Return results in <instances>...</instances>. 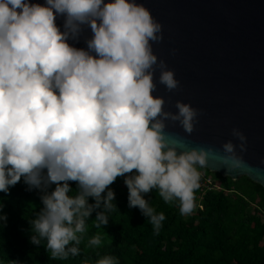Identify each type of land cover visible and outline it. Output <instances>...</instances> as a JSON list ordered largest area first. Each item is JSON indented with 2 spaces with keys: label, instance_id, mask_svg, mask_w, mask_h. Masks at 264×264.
<instances>
[{
  "label": "clouds",
  "instance_id": "obj_1",
  "mask_svg": "<svg viewBox=\"0 0 264 264\" xmlns=\"http://www.w3.org/2000/svg\"><path fill=\"white\" fill-rule=\"evenodd\" d=\"M88 30L86 48L69 43ZM162 39L161 23L137 0H0V193L21 179L41 193L29 242L43 244L51 260L81 254L93 213L96 228L107 226L118 210L110 187L117 178H124L128 207L159 235L165 215L145 195L156 190L188 216L197 207L199 169L210 159L226 172L248 167L237 153L247 150L238 128L231 135L239 144L230 140L222 150H189L166 131L167 121L178 122L191 135L203 112L180 101L175 113L166 111L154 95L158 84L169 93L180 86L153 52ZM101 244L99 233L88 240L90 248ZM95 264L119 261L105 255Z\"/></svg>",
  "mask_w": 264,
  "mask_h": 264
},
{
  "label": "water",
  "instance_id": "obj_2",
  "mask_svg": "<svg viewBox=\"0 0 264 264\" xmlns=\"http://www.w3.org/2000/svg\"><path fill=\"white\" fill-rule=\"evenodd\" d=\"M44 4V0H32ZM162 25L163 39L153 52L175 73L179 88L169 93L157 85L156 96L175 113L177 101L201 110L196 130L188 135L179 123L167 121L166 131L183 137L187 149L222 150L228 141L239 144L231 130L247 137L240 153L247 168L233 172L209 160L203 169L235 180L245 177L264 189V0H137ZM63 30V19L57 18ZM69 41L86 48L84 38ZM175 50V54H173ZM158 81L159 71L155 73Z\"/></svg>",
  "mask_w": 264,
  "mask_h": 264
},
{
  "label": "trees",
  "instance_id": "obj_3",
  "mask_svg": "<svg viewBox=\"0 0 264 264\" xmlns=\"http://www.w3.org/2000/svg\"><path fill=\"white\" fill-rule=\"evenodd\" d=\"M199 171L217 181L220 189L202 195V203L198 204L196 214L188 220L172 215V219H177L174 241H170L165 235L172 225V219H165L159 235H155L152 226H147L137 218L138 208L123 211L122 201L115 198L114 203L118 210L109 215L107 226L96 228L93 213L87 222L88 231L80 245L81 254L77 257L70 256L67 260H51L43 244L35 246L29 242L30 220L35 219V215L42 208L41 193L35 189L28 191V186L21 179L10 188L8 195L0 193V204L3 205L0 215L7 216L6 222L0 221V225H3L0 227V264H10L12 261L18 264H95L97 259L105 255L115 256L119 264H264V249H258L253 242L249 243L245 239L236 241L235 246L226 251L222 247L226 229L220 221L209 248L221 253V263L204 259L200 255L199 247L209 235L210 226H215V219H219L224 212V193L235 194L242 207L249 202L237 189H230L233 181L228 177H221L203 168ZM117 184L116 180L110 186L111 189H115ZM251 184L253 192L257 191L264 199V189L255 183ZM70 186L73 191L76 190L75 183ZM195 198L197 199L196 193ZM89 203L94 201L89 199ZM257 227L259 234L264 237V223H257ZM98 233L104 235L106 242L97 248L88 247V240Z\"/></svg>",
  "mask_w": 264,
  "mask_h": 264
},
{
  "label": "rangeland",
  "instance_id": "obj_4",
  "mask_svg": "<svg viewBox=\"0 0 264 264\" xmlns=\"http://www.w3.org/2000/svg\"><path fill=\"white\" fill-rule=\"evenodd\" d=\"M215 176V175H214ZM118 184L113 189L115 192V198L119 199L123 203L122 210L125 211L130 209L128 207V189L124 184V178H117ZM231 190H236L240 195L244 196L246 201L249 203L247 206L242 207V204L239 203V200L236 198V195L228 192L224 193L225 206L224 212L219 216V219H215V226H210L209 235L202 241L199 247L200 255L207 260L219 262L221 253L218 251H213L209 247L212 243V236L216 229L218 221L222 223L226 229V235L224 241L222 242V247L229 251L231 250L238 240L245 239L249 243L253 242L258 249H264V237L259 234V228L257 223H264V199L263 196L259 193L253 192L252 182L245 180L243 177H238L235 180H231ZM146 200L150 202V206L153 207L157 213H164L165 219H172V215L179 217L181 220H188L196 214L198 210V204L202 203L201 198L196 199V209L195 211L188 216H182L179 212V208L175 204H166L159 197L156 190H152L150 193L144 196ZM139 210V209H138ZM168 216V218H167ZM143 223H146L147 226H152L147 222V218L143 216L139 210V215L137 216ZM176 220L172 219L171 227L166 230L165 235L169 237L170 241H174L175 235V226ZM164 222V221H163ZM162 222V223H163ZM100 234V233H99ZM102 237V243L106 242L104 235L100 234ZM236 255V252L234 253ZM222 264V263H221Z\"/></svg>",
  "mask_w": 264,
  "mask_h": 264
},
{
  "label": "built area",
  "instance_id": "obj_5",
  "mask_svg": "<svg viewBox=\"0 0 264 264\" xmlns=\"http://www.w3.org/2000/svg\"><path fill=\"white\" fill-rule=\"evenodd\" d=\"M200 188L196 191L197 198H201L207 192H214L220 189L217 181L213 180L211 176L201 174Z\"/></svg>",
  "mask_w": 264,
  "mask_h": 264
}]
</instances>
